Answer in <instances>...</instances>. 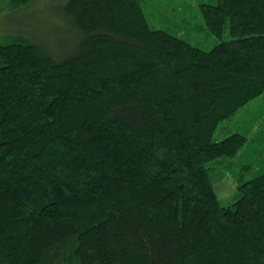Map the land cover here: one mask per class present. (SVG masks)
Here are the masks:
<instances>
[{
  "label": "trees",
  "instance_id": "1",
  "mask_svg": "<svg viewBox=\"0 0 264 264\" xmlns=\"http://www.w3.org/2000/svg\"><path fill=\"white\" fill-rule=\"evenodd\" d=\"M43 1L55 52L0 43V264H264V168L222 206L209 166L249 141L214 135L264 93V0L201 3L209 50L142 0Z\"/></svg>",
  "mask_w": 264,
  "mask_h": 264
},
{
  "label": "rangeland",
  "instance_id": "2",
  "mask_svg": "<svg viewBox=\"0 0 264 264\" xmlns=\"http://www.w3.org/2000/svg\"><path fill=\"white\" fill-rule=\"evenodd\" d=\"M215 2L142 0L143 10L152 28L166 30L203 50L230 39L227 33L218 38L205 29L201 3ZM40 3L42 5L28 8L19 7L16 0H0V43L8 42L11 36L27 33L44 45L48 52H55L67 38V28L52 16L55 1ZM218 128L214 135L215 141L235 132L244 134L249 140L235 156L222 157L209 164L213 169L212 182L219 203L228 206L238 198L239 182L253 178L264 168V93L247 103L231 120L222 122Z\"/></svg>",
  "mask_w": 264,
  "mask_h": 264
}]
</instances>
